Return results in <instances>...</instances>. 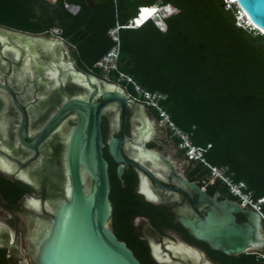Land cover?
Segmentation results:
<instances>
[{"label":"water","instance_id":"95a60500","mask_svg":"<svg viewBox=\"0 0 264 264\" xmlns=\"http://www.w3.org/2000/svg\"><path fill=\"white\" fill-rule=\"evenodd\" d=\"M111 0H86L91 7ZM264 31V0H236ZM73 4V3H72ZM73 46L52 32L0 25V173L42 195L26 193L7 208L16 230L0 222V245L22 264H142L111 229L108 160L103 154L101 113L106 115L109 152L133 162L136 191L168 208L198 238L227 253L264 248V224L254 210L233 200L215 202L198 185L175 172L171 159L145 146L157 136L151 111L112 81L81 70ZM102 95L101 101L96 97ZM129 104V132L124 134ZM125 183L126 164L118 166ZM87 175L91 184L87 187ZM139 235L151 255L172 264H221L204 248L160 235L144 216H136ZM26 256L20 252V233Z\"/></svg>","mask_w":264,"mask_h":264},{"label":"trees","instance_id":"16d2710c","mask_svg":"<svg viewBox=\"0 0 264 264\" xmlns=\"http://www.w3.org/2000/svg\"><path fill=\"white\" fill-rule=\"evenodd\" d=\"M66 1L79 10H69ZM156 1L111 0L91 7L86 0H0V24L30 32L59 26L93 66L115 44L109 28L127 24L139 16V5ZM161 1L179 11L167 18L166 30L152 19L122 26L119 68L145 88L167 93L161 104L171 119L191 131L195 143L210 144L206 159L225 166L259 200L264 197V34L238 24L236 4L227 8L226 0ZM27 189L0 174L5 203H16ZM0 264H14L1 245Z\"/></svg>","mask_w":264,"mask_h":264},{"label":"flooded vegetation","instance_id":"af4514ba","mask_svg":"<svg viewBox=\"0 0 264 264\" xmlns=\"http://www.w3.org/2000/svg\"><path fill=\"white\" fill-rule=\"evenodd\" d=\"M53 27H58L59 31H55L54 29L52 30ZM46 32H52L53 35L62 39L66 45L73 46L75 48V64L77 67L83 71L123 86L130 96L142 102L151 111L158 122V132L155 138L149 139L145 142V146L147 148L157 151L161 155L171 159L177 174L182 175L186 180L198 185L211 198L216 195L214 199L215 202L233 200L240 204V208L245 210L249 208L248 210H254L259 213L264 224V210L261 207V203L263 201L255 200V202L260 205V209L255 208L251 203L244 204L242 202V197L239 195H234L230 191L229 185L220 176H217L212 170H208L205 165H202L201 159H198L197 156L194 155L195 151H192L194 149H198L199 147H205L207 150L209 147L195 143L192 138L191 131L181 127V132L176 131L175 128L168 123L167 117L163 116L157 107L150 104L147 98L142 97L135 89H133L130 82L121 78L114 70L111 73L106 74L99 65L95 64L100 58L94 62L93 66L86 64L85 60H83L80 56L77 44L73 43L62 34L61 27L54 25L50 29L31 33L42 34ZM102 95L103 94H100L98 97H96V101H101ZM128 109L129 104H126L124 134L127 137H134V135L129 132ZM167 113L169 114V118H171L170 113L168 111ZM175 124L177 125L176 122ZM106 126V115L101 113V131L104 142L103 154L108 160V172L110 177L109 198L112 205L111 229L118 236V238L123 240L134 251L135 255L142 264L172 263L159 262L151 255V245L149 239L139 235L134 224L135 217L139 215L147 218L150 221L151 226L156 231H158L160 235H165L175 242H178L177 237H175L172 233L165 232L162 226L165 225L171 229L178 230L181 233L182 238L187 243L196 245L199 248H204L208 257L216 259L221 264H264V248L246 249L243 252L237 253H227L220 248H213L210 242L198 238L168 208L153 202H149L143 198L141 194L136 191V187L140 178L137 169L133 165V162L126 160L117 161L109 152V146L107 142L108 129ZM126 163L128 167V179L125 183H123L118 172V166L120 164ZM112 170H114V182L111 175ZM2 175L6 176L4 174ZM86 178V185L89 187L91 184V178L88 175ZM27 188L28 189L22 194L16 203H18L26 195V193L42 195V193L35 192L28 186ZM7 204L8 203H5V199H3L0 195V206L8 213L6 216L7 224L13 230H16V219L13 215V212H11L6 207ZM2 209L1 211L3 212ZM19 233L20 244L24 249V254L22 255L26 256V249L23 244V235L21 230H19ZM6 248L8 256H11L10 246L7 245ZM29 261L30 264H34L31 257H29ZM20 262L22 264V260L18 259V263Z\"/></svg>","mask_w":264,"mask_h":264},{"label":"built area","instance_id":"2783aa9c","mask_svg":"<svg viewBox=\"0 0 264 264\" xmlns=\"http://www.w3.org/2000/svg\"><path fill=\"white\" fill-rule=\"evenodd\" d=\"M234 3L237 4V10H236L237 23L240 25H243L244 27L248 29H255V26L250 23L249 18L245 17V14L243 13V9H241V7L238 5L236 1L226 0V7L232 8ZM70 4L72 3H69L68 1L65 2V6L69 10L71 9L72 12H77L79 10V5L78 7L76 6L75 8L74 6L69 7ZM152 5H157V9L155 10V12L153 13L150 19H152L161 30H166L168 27L167 18L177 13L179 11V7L174 5L172 2H163L161 0H157L156 2L152 3ZM143 7H144L143 5H139L137 14L141 13V9ZM136 18H137V15L130 18L129 22L125 25L117 22L114 26L109 28L108 33L112 37V39L115 41V44L95 64L99 65L105 71L106 74L111 73L114 70L119 74L121 78L127 80L128 82L133 83L135 90L142 97L147 98L150 104L157 107L161 111V114L167 117L168 123L171 126H173L176 131L181 132L180 127L176 125L175 122L171 118H169V114L164 109V107L161 105V100L167 97V93L160 92V91H152L148 88H145L140 83H138L131 74L125 71H122L119 68L118 59H119V55L121 52L120 28L122 26H136V22L135 21L133 22V20ZM53 29L55 31H59L58 27H53L52 30ZM209 146L210 144H208V147ZM197 150H198L197 151L198 153H194L195 156H198L199 154L200 159L206 165L210 166L212 171L215 172L217 176H220L229 185V189L234 195L241 196L242 202L244 204L251 203L255 208L260 209V205L252 199L250 192H242L237 182H235L230 176L223 173L219 169L218 166L213 165L209 160L206 159V157L203 154V150H205V147H199ZM192 152H194V150ZM239 184L246 185L244 181H240Z\"/></svg>","mask_w":264,"mask_h":264},{"label":"bare ground","instance_id":"6f19581e","mask_svg":"<svg viewBox=\"0 0 264 264\" xmlns=\"http://www.w3.org/2000/svg\"><path fill=\"white\" fill-rule=\"evenodd\" d=\"M233 1H236V0H233ZM71 6H75V8H76L77 5H71L70 4L69 7H71ZM156 9H157V5H154V6H144V8L141 10V13L139 14V16H137V18L134 19L133 22L134 21L136 22V26H138L140 23L141 24L145 23L147 20H149L152 17V15H153V13L155 12ZM243 13L245 14V17L249 18L251 24H253L254 26H257L250 19V17L246 14V12L244 10H243Z\"/></svg>","mask_w":264,"mask_h":264},{"label":"rangeland","instance_id":"374dc122","mask_svg":"<svg viewBox=\"0 0 264 264\" xmlns=\"http://www.w3.org/2000/svg\"><path fill=\"white\" fill-rule=\"evenodd\" d=\"M54 2V1H53ZM72 5V4H71ZM75 7V6H74ZM77 7H78V5H77ZM236 8H237V4H236V6H235ZM71 10V9H70ZM219 169L223 172V173H225L226 175H228V176H231V172H226V167L225 166H219ZM214 174H215V172H213ZM259 201V200H258ZM1 206H0V222H2V223H4V224H6V225H8L7 224V221H6V216L8 215V213L4 210V209H2L3 210V212L1 211ZM9 226V225H8ZM10 227V226H9ZM11 228V227H10ZM12 229V228H11ZM13 230V229H12ZM20 252L22 253V254H24V249H23V247L21 246V244H20ZM18 264H21V262L20 263H18Z\"/></svg>","mask_w":264,"mask_h":264},{"label":"clouds","instance_id":"9594fccd","mask_svg":"<svg viewBox=\"0 0 264 264\" xmlns=\"http://www.w3.org/2000/svg\"><path fill=\"white\" fill-rule=\"evenodd\" d=\"M138 26H140V24L138 25ZM255 28H256V26H255ZM194 153H198L197 151V149H194ZM204 152H205V150H203V154H204ZM195 155V154H194ZM197 158L198 159H200V155L198 154V156H197ZM238 185H239V187H240V189L242 190V192H246L245 190H244V187L246 188V185H244V184H239L238 183ZM262 201H264V199H262V198H260Z\"/></svg>","mask_w":264,"mask_h":264},{"label":"crops","instance_id":"0c3cea01","mask_svg":"<svg viewBox=\"0 0 264 264\" xmlns=\"http://www.w3.org/2000/svg\"><path fill=\"white\" fill-rule=\"evenodd\" d=\"M75 4V3H74Z\"/></svg>","mask_w":264,"mask_h":264}]
</instances>
